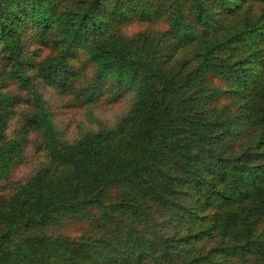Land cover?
Masks as SVG:
<instances>
[{
    "label": "trees",
    "instance_id": "1",
    "mask_svg": "<svg viewBox=\"0 0 264 264\" xmlns=\"http://www.w3.org/2000/svg\"><path fill=\"white\" fill-rule=\"evenodd\" d=\"M0 53V184L31 133L46 158L0 195V264H264V0H0ZM44 90L135 101L66 142Z\"/></svg>",
    "mask_w": 264,
    "mask_h": 264
},
{
    "label": "rangeland",
    "instance_id": "2",
    "mask_svg": "<svg viewBox=\"0 0 264 264\" xmlns=\"http://www.w3.org/2000/svg\"><path fill=\"white\" fill-rule=\"evenodd\" d=\"M135 30V28H132L131 31L129 29V32H134ZM1 60H3V55L0 53V69ZM46 90H44V95ZM46 94L50 107L55 114L54 124L58 129L61 139L66 142H74L85 133L96 131L99 122L109 128L113 127L131 110L135 101V92L132 90L116 102L104 103L97 107H79L72 101L59 98L55 93L47 92ZM28 106V104L22 105L19 111L26 112ZM19 122L20 119H14L9 122L8 135H12L15 130L20 128ZM39 142V137L35 134L31 133L28 136V143L24 148V160L12 170L8 181L0 184V195L11 192L20 183L30 179L42 166V163L45 162L46 158L40 149ZM93 229L97 230L98 233L93 232L90 224L87 222H68L63 225L51 227L46 234L52 238L63 236L70 240L78 238L80 240L83 238L84 240L99 239L102 237L99 236L101 231H103L102 229L99 227L97 229L93 227Z\"/></svg>",
    "mask_w": 264,
    "mask_h": 264
}]
</instances>
